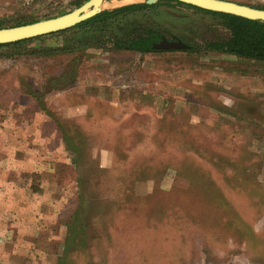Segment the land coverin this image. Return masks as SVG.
<instances>
[{"label":"rangeland","instance_id":"obj_1","mask_svg":"<svg viewBox=\"0 0 264 264\" xmlns=\"http://www.w3.org/2000/svg\"><path fill=\"white\" fill-rule=\"evenodd\" d=\"M86 1L0 0V27L56 17ZM144 1L104 0L101 7L112 10ZM234 1L264 7V0ZM157 12L131 21L196 48L118 50L110 40L101 43L95 37L89 41L94 47L48 57L12 58L1 48V109L15 120L29 121L39 103L24 92L26 86L20 88V78L41 88L45 74H58L78 54L75 82L41 100L65 120L84 119L94 104L95 111L105 112L101 122L86 126L91 156L107 171L90 181L89 190L99 196L86 217L87 245L72 254L74 264H264V61L205 49L206 42L230 34L213 14L176 2ZM124 26L115 38L133 33L129 23ZM63 40L62 35L46 37L33 46H61ZM38 110L42 114H35V120L47 141L44 178L61 209L54 236L39 234L38 239L45 250L59 254L66 232L62 222L77 205V171L56 123ZM114 140L124 145L117 157L107 147ZM222 148L231 163L218 168L212 160ZM183 160L208 170L205 176L227 192L240 216L252 220V239L238 235L236 211L210 208L201 195L204 185L193 188L178 175L176 163ZM150 166L159 168L157 177L135 172ZM36 176L39 189L43 179ZM227 216L230 227L222 222ZM218 232L233 235L216 238ZM41 259L34 264H57Z\"/></svg>","mask_w":264,"mask_h":264},{"label":"trees","instance_id":"obj_2","mask_svg":"<svg viewBox=\"0 0 264 264\" xmlns=\"http://www.w3.org/2000/svg\"><path fill=\"white\" fill-rule=\"evenodd\" d=\"M171 2L193 7L222 19L223 25L228 28L230 34L227 39H217L206 42L205 49L208 51L222 52L246 59L264 61L263 20L249 19L233 14L204 10L190 4L182 3L178 0H159L154 4H149L144 1L124 5L112 10L104 9L93 17L68 29L14 43H0V49H5L3 54L12 58L26 55L48 57L51 54L58 55L82 52L84 49L94 47L90 46L89 41L92 37H95L98 38L97 41L101 43L110 40L114 44V48L118 50H132L138 52L158 50L153 47V43L158 42L165 31L154 27H147L145 25L136 26L134 21L131 20H135V18L138 17L146 18L150 16L151 13L160 14L157 12L160 11V7ZM125 23L131 25L133 33H127L128 35H125L126 33H124L115 38V31L123 30L125 28ZM60 35H62L64 39L61 46H33L35 40H42L46 37ZM100 37L103 38L99 39ZM189 47L191 50L196 48L191 44ZM78 59V54L72 57L68 65H62L58 74L52 76L50 74H45L46 76L44 77L41 88H36L35 82L33 88L31 85L32 83L29 81L26 83L22 77L19 81L20 88L26 86L24 92L31 97L33 96L38 101V109L48 114L56 123L59 137L63 142V146L70 154L72 164L77 171V205L71 215L62 222L65 226L66 232L63 241V248L56 259L57 264H74V261L71 258L72 254H74L75 251L83 249L87 245V230L90 223L89 220H86V217L89 208L93 205L94 196H99V194L97 195V192L89 190L90 181L96 177H104L102 174L107 171L106 168L100 165L96 157H92L93 148L91 150L90 147H92V145L90 142V135L88 134L90 128L86 127L89 124L101 122L105 112L102 110L95 111L97 106L94 104L91 108H88L86 115H84V119L72 118L70 120H65V117H60V112H55L54 110L49 109L47 105H44L43 102H41L46 93H49L54 89L63 90L75 82L78 73ZM79 120H84L85 126ZM116 142V140L110 142V144H107V147L110 149L112 148L111 150L114 154L116 153L117 157V152L123 153L121 148L124 149V145L122 143L117 144ZM222 152L223 148L221 151H215L214 154L218 153L215 156L213 153L211 155L214 156L212 160L213 164L218 168H222V165L225 162L231 163L230 155L228 157L224 154L227 157L226 158ZM202 158L204 159V157ZM162 163H160L159 167H161ZM180 163L182 165L176 163L178 175L185 180H188V182L193 185V188L197 187V185H204L201 195L205 198L210 208H222L233 212L236 211V213H238L236 215L239 216V219L237 221V218L234 216L236 221L233 223V226L238 230V235H244L245 240L252 239V235L255 233L254 226L251 222L252 220L240 216L242 215L241 212L236 210V207L231 201H229L227 192L217 185L214 178H212L213 180H209V178L205 176L209 175V171H202L198 163L193 161L183 160ZM172 164L174 166L175 163ZM144 171L141 169L135 170V172L140 173V175L147 174V176L150 177H157L159 168L150 166V168H145ZM121 182L129 184L128 180L124 178ZM97 191H99V189H97ZM223 215L225 214L223 213ZM191 219L196 220L195 222L198 223L202 222L199 219L197 220V217L195 216H192ZM222 222L227 223L226 226L228 227L232 225L228 216ZM227 235L228 237H232L231 235L233 234L218 232L215 237L222 238ZM261 237L264 239V234H261Z\"/></svg>","mask_w":264,"mask_h":264},{"label":"crops","instance_id":"obj_3","mask_svg":"<svg viewBox=\"0 0 264 264\" xmlns=\"http://www.w3.org/2000/svg\"><path fill=\"white\" fill-rule=\"evenodd\" d=\"M33 113L29 121H18L0 106V264H34L35 258L56 262L58 256L38 239L39 234L54 236L61 209L44 178L47 141L35 120L42 112L34 107ZM34 174L43 179L39 189Z\"/></svg>","mask_w":264,"mask_h":264},{"label":"water","instance_id":"obj_4","mask_svg":"<svg viewBox=\"0 0 264 264\" xmlns=\"http://www.w3.org/2000/svg\"><path fill=\"white\" fill-rule=\"evenodd\" d=\"M104 0H87L76 9L65 14L50 17L18 26L0 27V43H14L38 36H43L68 29L85 21L104 10L101 6ZM149 4L159 0H145ZM204 10L233 14L249 19L264 21V8L250 6L234 0H178ZM156 49H182L189 44L181 38H167L162 36L153 43Z\"/></svg>","mask_w":264,"mask_h":264}]
</instances>
